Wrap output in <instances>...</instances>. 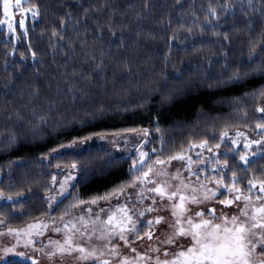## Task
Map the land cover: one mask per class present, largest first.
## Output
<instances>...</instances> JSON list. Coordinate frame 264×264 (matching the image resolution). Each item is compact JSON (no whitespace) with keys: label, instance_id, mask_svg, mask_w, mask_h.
I'll return each mask as SVG.
<instances>
[{"label":"trees","instance_id":"obj_1","mask_svg":"<svg viewBox=\"0 0 264 264\" xmlns=\"http://www.w3.org/2000/svg\"><path fill=\"white\" fill-rule=\"evenodd\" d=\"M37 2L39 16L29 18L27 35L20 30L12 39L0 25V188L7 195L11 184L13 194H28L16 209L0 200L6 225L19 226L46 213L44 189H49L51 168L58 161L65 165L75 158L85 166L70 189L82 199L128 179L136 153L112 154L97 143L80 151L50 152L73 137L148 128L143 148L157 150L154 160L182 144L187 148L189 139L214 143L212 138L225 127L245 129L248 124L252 129L260 116L256 105L262 95L253 94L264 90V71H249L264 66V16L259 11L245 17L236 8L234 15L220 17L215 30L201 32L194 21L203 24L209 2L219 10L223 0ZM234 3L246 5L247 0H229L230 6ZM254 3L264 7V0ZM66 12L71 21L65 17L61 29ZM253 44L256 60L249 63ZM22 52L24 64L17 67ZM237 70L239 79H227ZM9 136L15 139L9 142ZM162 138L166 143L160 151ZM262 166L264 160H257L255 167ZM71 199L69 195L53 213Z\"/></svg>","mask_w":264,"mask_h":264},{"label":"snow or ice","instance_id":"obj_2","mask_svg":"<svg viewBox=\"0 0 264 264\" xmlns=\"http://www.w3.org/2000/svg\"><path fill=\"white\" fill-rule=\"evenodd\" d=\"M0 5L3 12L0 25H6L12 39L16 38L17 27L27 35L28 14L33 18L39 16L37 0H0ZM236 8L245 17L251 11H259L264 16V7L256 8L254 0H247L246 5L234 3L231 6L229 0H223L219 10L209 2L204 23H194L201 32L208 28L215 30L220 17L225 13L234 15ZM87 11L85 8L84 12ZM65 17L71 21V14L66 12L60 18L61 29L65 27ZM246 24L250 26L251 20H246ZM179 27L185 25L180 23ZM187 31L192 32V24ZM56 35L57 29L53 28L52 36ZM223 36L228 39L227 32ZM29 51L35 64L36 53L31 51L30 45ZM255 51L253 44L249 63L256 60ZM261 54L264 55V47ZM20 56L17 67L24 64L25 53ZM249 71H264V66ZM239 77L237 70L227 79ZM34 94H38L37 89ZM253 95H264V90ZM256 112L261 115L253 121L254 137L239 129L233 135L225 127L218 137L212 138L214 143L208 138L195 142L189 139L187 150L182 144L167 156H156L154 161L152 156L157 150L146 152L141 147L145 139H140L128 168V179L86 199L70 191L75 181L81 179L78 171L85 168L80 160L70 159L58 182L56 174L52 175L55 190L44 189L52 211L69 195L72 197L59 213V220L42 217L21 227L10 224L4 227L8 219L0 212L3 217L0 219V264H38L37 254L41 252L49 258L50 264L65 257L71 258L73 264H264V166L255 167L257 160H264V105L258 103ZM33 116L43 119L36 112ZM248 127L244 125L245 129ZM121 131L133 133L136 130ZM141 132L145 138L149 136L148 128ZM93 135L98 139L106 138L100 133H90L88 137H73L66 146L57 145V148L71 151L73 146H78L77 141L84 144ZM8 139L11 142L15 136ZM113 140L112 147L119 148V140L127 143L129 137L123 135ZM161 143L160 151H163L166 141L162 138ZM197 146L200 151H196L194 158L188 153ZM50 152L60 154L55 149ZM173 160L182 161L183 166L170 169ZM111 162L110 158L108 163ZM62 163L58 161L57 171L64 170L60 167ZM11 189L10 184L9 193L5 195V190L0 188V200L11 203L12 209H16L17 203L28 194L23 190L13 194ZM227 206L232 209L226 210ZM49 225L58 237H44ZM4 237L13 239L4 241ZM137 241L148 243L141 250L136 246Z\"/></svg>","mask_w":264,"mask_h":264},{"label":"rangeland","instance_id":"obj_3","mask_svg":"<svg viewBox=\"0 0 264 264\" xmlns=\"http://www.w3.org/2000/svg\"><path fill=\"white\" fill-rule=\"evenodd\" d=\"M30 17H32L31 14H28L26 19H25V25L29 21ZM3 26L6 27V25H3ZM6 30H7V27H6ZM20 30L22 31V29L17 27L16 37H17L18 32ZM259 104L264 105V95L261 96ZM258 114L261 115L260 113H258ZM253 128L252 129L228 128V130L231 132V134L234 135L235 134V130L239 129L240 131H245L250 136L254 137L255 133H254ZM101 135L106 137V138L105 139H98L97 136H95L94 138L87 140V142L84 143V144H80V142L77 141L76 144L78 146H73L72 151H80V150L84 149L85 147H87L88 145L97 143L100 146H102V147L108 149L109 151H111L112 154H123V155L127 154V155H130L132 153H136L135 145L139 143V140L140 139H145V137L143 136V134L141 132V129L140 130H136L133 133L114 132V133H106V134H101ZM123 135H127L129 137L128 142L125 143L123 140H119L120 147L119 148H113L112 144L115 142L113 140V137H117L118 138V136H123ZM141 147L143 148V145H141ZM185 149L187 150V148H185ZM55 151L59 152V151H62V150L60 148H57V150H55ZM196 151H200L198 146L195 149V151H189L188 154L192 155L195 158ZM182 166H183V162L179 161V160H173L171 162V164L169 165L170 169H172V170H175L176 168L182 167ZM60 167L62 169H64V170L63 171H57V165L52 166V168H51L52 175H53V173H55L56 176H57V182L59 181V178L65 174V171H66L65 165H60ZM53 190H55V185L52 184V177H51L49 191H53ZM45 199H46L45 200V204H46V207H47L46 213L43 214L42 216H39V217L34 218V219H40V218L43 217V218L48 219V220H59L60 219L59 213L61 211H58L57 213H53V211L51 209H49V207L47 205L46 194H45ZM56 207H55V209H56ZM217 207L219 208L220 206L217 204ZM231 209H232V206H227L226 210L230 211ZM77 215H78V213H77ZM0 219H2V218H0ZM31 220H33V219H31ZM31 220H29V221H31ZM29 221H27L25 223H28ZM24 224L19 225V226H13V227H21ZM4 227H8V225L5 224ZM58 236H59L58 233H55V232L51 231V225H49V229L47 231H45V233H44V237H54L55 238V237H58ZM3 239H4V241H7V240H12L13 238L12 237H4ZM37 239H41V238L38 237ZM147 243H148V241H144V243H140L139 241H137L136 242V246L139 249L143 250L144 247L147 245ZM37 255H38V264H50L49 258L44 253L41 252V253H38ZM56 264H73V262H72L71 258L65 257L63 260H58L56 262Z\"/></svg>","mask_w":264,"mask_h":264}]
</instances>
